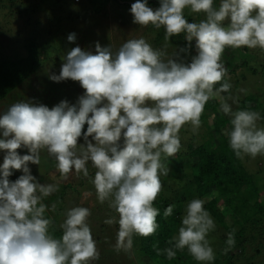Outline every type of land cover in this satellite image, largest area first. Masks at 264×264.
Listing matches in <instances>:
<instances>
[{"label":"clouds","instance_id":"9594fccd","mask_svg":"<svg viewBox=\"0 0 264 264\" xmlns=\"http://www.w3.org/2000/svg\"><path fill=\"white\" fill-rule=\"evenodd\" d=\"M186 9L204 19L189 22ZM131 13L141 27H163L166 41L183 34L188 47L180 52H188L195 41L197 54L190 63L180 60L178 52L164 59L165 53L144 38L128 39L115 52L99 42L95 53L77 46L61 57L59 74L49 77L79 82L85 92L76 104L62 100L50 109L20 101L8 107L0 116V150L5 152L0 164V264H92L100 258L89 208L67 210L60 238L49 233L52 221L43 200L59 186L39 183L29 168L30 163L40 165L42 150L55 159L64 180L73 171L89 177L91 162L98 201L107 202L119 217L115 249L125 252L132 249L134 236L157 231L159 210L153 205L163 188L160 177L170 170L163 161L180 151L179 132L186 124L199 129L210 99H218L220 111L230 117L225 135L235 156L264 155L261 114L233 111L231 94L221 95L232 88L221 62L225 49L264 50V0H220L218 7L215 0H160L155 10L148 0H137ZM67 39L74 42L75 33ZM81 136L84 144L78 142ZM22 147L29 154L21 155ZM13 170L23 172L14 182L9 180ZM204 204L199 198L187 202L178 234L168 241L170 247L157 248V255L172 260L187 249L201 264L214 261L208 237L216 225ZM173 207L165 209L164 217L172 215ZM114 222L115 217L104 221ZM226 245L225 254L235 245L233 232Z\"/></svg>","mask_w":264,"mask_h":264},{"label":"trees","instance_id":"16d2710c","mask_svg":"<svg viewBox=\"0 0 264 264\" xmlns=\"http://www.w3.org/2000/svg\"><path fill=\"white\" fill-rule=\"evenodd\" d=\"M73 1L77 4L81 2ZM109 1L88 0L97 15L104 14L100 8L105 7ZM113 2L124 3L123 0ZM70 3L72 0H0V14L10 18L5 21L8 27L3 28L5 34L12 36L16 30L21 36L17 40L18 47L10 36L4 38L3 42L8 40L7 42L13 43V47H0V104L9 97L17 100V90L36 78L35 75L42 65V50L46 45V37L51 39L58 33L57 30L45 32L44 29L51 25L50 19L57 18L58 15L63 18L59 22L72 19ZM149 5H160V0H148ZM92 10L90 13H94ZM202 15L199 14L197 19L191 22L200 21ZM10 23L17 27L10 28ZM41 32L44 33L40 34ZM163 36L165 29L155 42L159 43ZM20 48H23L25 55L19 56ZM255 58L258 59V54L254 55ZM251 60L234 63L226 69L227 75H236L241 69H249L256 75L258 71L249 67ZM260 97L244 98L236 110H251V102H256L254 111L259 112L263 119L264 94ZM202 116L208 121V137L206 140H200L196 136L192 139L193 136L187 137V132L180 130V151L177 157L164 159L163 162L170 170L153 205L159 210V227L155 234L149 237L134 236L132 249L139 247L142 254L156 264H201L187 249L177 251V256L172 260H168L166 255H157L156 252L157 248L163 250L170 247L168 241L178 234L187 202L199 198L205 201L204 208L216 225L213 232L217 233L218 245L214 252L215 259L210 264H264V197L261 196L264 194V181L254 178L244 162L231 150L225 135V130L230 127V117L220 111L218 99H210L207 102ZM60 199L61 196L52 197L50 204L45 202L48 206L46 211L49 212H52L51 205L57 204L53 218ZM169 205H174L173 213L164 217L163 213ZM57 227V221L54 220L49 225V233L55 238H60L63 231ZM230 232L234 233L235 245L225 254L223 249L227 246L226 240Z\"/></svg>","mask_w":264,"mask_h":264},{"label":"rangeland","instance_id":"374dc122","mask_svg":"<svg viewBox=\"0 0 264 264\" xmlns=\"http://www.w3.org/2000/svg\"><path fill=\"white\" fill-rule=\"evenodd\" d=\"M123 2L124 3L120 2L119 4H114L113 0H110L105 7L100 8L104 14L97 15L95 11L91 9L88 0H81L78 4L74 3L72 0V3L69 4L73 12L72 19L59 22V20H63L61 15H58L57 18H53L52 20L50 19L52 23L51 25L49 24L44 31L56 32L57 30L58 33L57 36L51 39L46 37V45L44 50H42L43 58L41 69L38 71L37 75H35V79L17 90V100H13L12 97H9V99L0 104V116H2L12 104L20 101L44 104L50 109L59 104L62 100H67L70 104H76L78 98L85 92L79 82L71 79L55 82L49 77L53 73L59 74L61 65L63 64L61 57L66 56L71 49L77 46L85 51L95 53L96 43L99 42L102 47L111 45L113 52H115L128 39L144 38L151 46H155L153 47L154 49L161 50L165 53L164 59L170 58L175 52H178L180 60H183L185 63L191 62V57L197 54L195 41H192L191 48L188 52H180V49L188 47V41L183 34L173 36L167 41L164 39L165 36H163L159 43H156V38L164 28L161 27L160 29H156L152 25L141 27L139 24L134 23L131 6L136 3L137 0H123ZM219 3L220 0H215V6L218 7ZM157 6L149 5V7L154 10L158 8ZM91 10L94 13H90ZM198 15L199 14L191 13L188 9L185 10V18L188 19L189 22H191V20L193 21V19H197ZM202 16L201 19H204V15ZM8 19H10L9 16H4L3 13L0 14V43H3L0 47L12 48L13 43L18 47L19 41L17 42V40L21 37L18 35V31L14 30L13 35L10 36V34L6 35L3 30L5 26L7 27L5 21ZM16 27V25L10 23V28L14 29ZM42 33L44 32L40 34ZM72 33H75L76 40L74 42H69L67 37ZM8 36H10L13 43L7 42L8 40L3 42L4 38ZM18 50H20L19 56L25 55L23 48ZM256 54H258L257 60L256 58L254 59V55L256 56ZM241 60H251L249 67L256 69L258 73L253 75L249 69H241L236 75H227L225 77L227 82L232 85V88L230 93H222V95L227 97L231 94L236 101L235 103H233L232 100L228 101L232 105L233 111L237 109L239 103L244 98L254 96L258 99V97L261 98L260 96L264 94V50L259 47L255 49H249L247 47L238 49L226 48L221 62L226 69H229L234 63L240 62ZM250 105L251 110L254 111V107L257 106L256 102H251ZM201 120V124L203 125L199 127L197 131H193L190 124H186L181 130L187 132V137L193 136V139L194 136H196L200 140H206L208 137L207 127L209 125L207 123L208 121H206L203 116H201ZM258 126L264 127V118H261L258 122ZM86 130L87 124H85L84 127L85 132ZM181 137L180 131L179 138ZM89 139H91V137ZM198 139H196V141ZM78 142L80 144L85 143L83 136L79 138ZM18 151L21 155L29 154L28 150L23 147L18 149ZM4 155L5 152L0 150V164L3 163ZM242 161L254 178L264 181V155H258L256 158L246 156ZM87 167L89 169V177L87 178L83 177L82 174L77 176L73 171L68 179H61L60 173L56 168L55 159L49 156L46 150L41 151L40 165L29 164L31 174L36 177L39 183L58 184L59 186L58 191L43 200L44 204L45 202L50 204L52 197L57 198L61 196L58 202L59 207H57V213L55 212L54 218L52 216L53 211H46V217L52 222L56 220L58 224L57 228L63 231L60 225L66 219L67 210L76 206L89 208L91 215L88 218V222L93 238L96 241L97 249L100 253V258L93 261L92 264H156L150 258L145 257L139 247H135L128 252L123 250L117 251L115 249L119 230L118 214L109 208L107 202L101 204L98 201L96 190L91 183V179L94 177L93 173H95L96 169L92 166L90 161ZM21 175H23L22 171L13 170V174L9 177V180L14 182ZM160 179L163 184L165 176H161ZM261 196L264 197V194L262 193ZM113 217L116 218L117 222L111 225L104 223L106 219ZM216 235L217 233L211 232L208 237L214 252H216L218 245Z\"/></svg>","mask_w":264,"mask_h":264},{"label":"built area","instance_id":"2783aa9c","mask_svg":"<svg viewBox=\"0 0 264 264\" xmlns=\"http://www.w3.org/2000/svg\"><path fill=\"white\" fill-rule=\"evenodd\" d=\"M77 2H79L80 0H76Z\"/></svg>","mask_w":264,"mask_h":264}]
</instances>
